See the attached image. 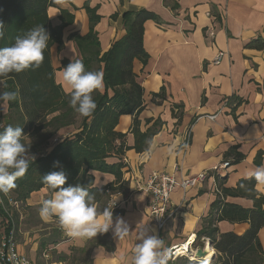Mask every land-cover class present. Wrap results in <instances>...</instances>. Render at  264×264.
Masks as SVG:
<instances>
[{
  "label": "crops",
  "instance_id": "obj_1",
  "mask_svg": "<svg viewBox=\"0 0 264 264\" xmlns=\"http://www.w3.org/2000/svg\"><path fill=\"white\" fill-rule=\"evenodd\" d=\"M56 3L57 7L48 11L52 26L61 24V9L74 15L73 23L63 30L62 48L59 49V44L51 47L56 81L67 94L59 82V74L65 61L82 59L72 36H84L90 31L86 5L96 8L101 17L95 31L102 54L126 35L124 13L146 9L157 15L158 20L145 24L144 45L149 60L145 65L135 60L133 69L144 90V110L139 116L142 132L154 128L156 121L162 126L156 128L158 132L151 139L150 154L135 149L126 152L123 177L126 192L97 205L98 211L113 210L114 224L116 217L128 223L130 234L124 240L114 238L111 229L91 239L73 240L55 218L45 220L39 214L43 201L52 198L51 190L45 187L31 195L25 209L36 211L47 231L48 242L41 244L45 263L133 264L134 248L141 242L139 237L144 230L163 239L169 250L186 243L197 236L212 213L218 199V183L223 189H237L241 181L252 178L250 173L257 166L264 164V48L249 46L264 43V0H56ZM114 16L117 18L113 19ZM210 30L215 33L214 40L209 37ZM219 52H225L226 56L221 64L213 65ZM104 88L103 82L100 92ZM132 126L130 115H123L117 126L119 132L127 134L129 147L135 145ZM188 131L191 139L186 144ZM172 144L176 149L170 152ZM223 162L231 164L220 170L221 179L217 183L218 174L211 173ZM154 171L176 174L178 179L210 173L201 186L186 192L179 188L172 193L178 212L162 231L150 217L151 195L140 189ZM94 175L95 186L99 188L116 180L111 174ZM243 189L238 196L228 195L226 202L253 209L252 192L255 191L256 199L264 197V186L255 184L254 188ZM217 226L221 234L232 232L239 236L250 228L249 223L227 220ZM259 240L264 251V226ZM35 242L32 244L36 245ZM202 242L205 247L211 241L203 238ZM22 244L19 242L20 250L32 264H37V245L28 255Z\"/></svg>",
  "mask_w": 264,
  "mask_h": 264
},
{
  "label": "trees",
  "instance_id": "obj_2",
  "mask_svg": "<svg viewBox=\"0 0 264 264\" xmlns=\"http://www.w3.org/2000/svg\"><path fill=\"white\" fill-rule=\"evenodd\" d=\"M51 7H57L56 0H0V23L4 25L0 48L11 47L17 36L36 26H44L50 37L44 50V61L38 69L29 68L21 73H12L0 84V91L17 93L16 99L9 102L8 113L3 115L0 112V131L9 125L21 127L25 137L31 134L35 136L32 144L34 150L42 148L46 151L33 155L34 152L24 143L23 137L22 142L29 148V154L34 159H31L26 174L17 179V187L11 192L17 202L24 203L25 208L34 192L47 187L43 183V176L63 171L67 177L65 187L71 185L87 188L95 197L96 205H102L113 195L127 190V183L123 180L124 169L127 168L126 152L131 149L139 153L145 151L148 147L146 140H151L158 132L156 128L162 126L161 122L156 121L154 128L142 132L139 116L144 110V90L137 82L133 69L135 60L144 65L149 60L144 45L145 24L149 20H158V17L146 9L124 13L122 18L126 35L102 54L98 33L95 31L101 17L96 8L85 6L90 31L84 36L75 34L72 40L81 51L85 69L103 73L105 88L104 92L97 91L93 94L97 103L95 112L89 117H83L73 132L51 146L50 140L53 137L76 125L78 114L70 106V93H65L56 81L51 58V47L59 44V49L62 48L63 30L73 23L74 15L61 9V24L54 27L48 14ZM116 18L117 16L113 17ZM249 46L263 49L264 43H251ZM68 64V61L64 62L65 67ZM123 115L133 118V147H129L127 143V134L117 130ZM56 162H59V166ZM95 172L111 174L116 180L99 188L95 186ZM218 179H221V175L217 176V183ZM256 183L254 178L243 180L237 189L232 190L223 189L218 183V199L194 242L196 248H203L202 239H209L216 254L210 261L180 258L173 264H263L264 251L259 232L264 226V197L256 199L255 191L252 192L251 197L255 203L253 209H244L226 202L228 195L238 196L244 192V186L254 188ZM16 212L14 210V218L20 222ZM5 216L6 213L0 206L1 228H4ZM224 220L249 223L250 228L242 236L232 232L221 234L217 224Z\"/></svg>",
  "mask_w": 264,
  "mask_h": 264
},
{
  "label": "clouds",
  "instance_id": "obj_3",
  "mask_svg": "<svg viewBox=\"0 0 264 264\" xmlns=\"http://www.w3.org/2000/svg\"><path fill=\"white\" fill-rule=\"evenodd\" d=\"M3 28L4 25L0 23V39L4 37ZM49 39L45 27L36 26L17 36L11 47L0 48V84L12 73H21L29 68L38 69L44 61V50ZM59 76V82L70 93L72 109L81 117L91 116L97 108L93 94L103 87V73L87 71L82 60L73 59ZM16 96L14 91H0V112H5L9 102L14 101ZM23 137L25 135L21 127L9 125L0 131V193L8 194L15 189V182L26 174L31 159H34L22 142ZM146 144V152L150 154L153 142L149 139ZM175 149V144L169 147L170 152ZM56 165L59 166V162ZM250 176L257 182L256 187L264 186V164L257 166ZM43 183L52 190V198L43 201L39 214L45 220L55 218L68 237L86 240L107 233L110 229L114 238L120 241L129 236L128 223L122 217H116L114 224L113 210L110 208L98 211L95 197L87 188L65 187L67 177L63 171L43 176ZM139 241L134 248L133 264H169L171 252L164 247L163 239L144 230Z\"/></svg>",
  "mask_w": 264,
  "mask_h": 264
},
{
  "label": "built area",
  "instance_id": "obj_4",
  "mask_svg": "<svg viewBox=\"0 0 264 264\" xmlns=\"http://www.w3.org/2000/svg\"><path fill=\"white\" fill-rule=\"evenodd\" d=\"M210 39L214 40L215 33L209 31ZM226 56L225 52H219L213 59V65H219ZM191 139L190 131L185 135V142L188 144ZM126 161V160H125ZM127 162V161H126ZM229 166L228 162H223L219 167L213 169L211 175H219L221 169H226ZM210 173L204 172L195 177L187 179H178L176 174H170L164 171H154L145 183H141L140 189L146 191L151 195L150 201V217L157 225L159 231H162L168 221L177 214L178 208L173 204L171 195L177 189L181 188L185 192L201 186L207 179ZM217 193L220 190L217 187ZM0 206L4 209L6 216L4 220V228L0 233V264H32L31 260L20 250L18 237L21 234L20 223L14 218V210H18L20 203L14 199L12 192L8 194L0 193ZM191 238L185 243L191 241ZM184 244L174 246L170 249V260H175L179 257L186 256L192 260V245L185 254H180L181 248ZM199 262L202 259L198 260Z\"/></svg>",
  "mask_w": 264,
  "mask_h": 264
},
{
  "label": "rangeland",
  "instance_id": "obj_5",
  "mask_svg": "<svg viewBox=\"0 0 264 264\" xmlns=\"http://www.w3.org/2000/svg\"><path fill=\"white\" fill-rule=\"evenodd\" d=\"M98 91H100V90H98ZM8 108H9V105L6 108L5 112H2L3 115H6L8 113ZM82 118L83 117H81L79 114H77V119L75 120L76 125L71 126L67 129H65L64 131H61L62 133H58L55 137H53L50 140V145L52 146L58 140L64 138L65 136H68L70 134V132L75 130L76 126H78L80 124ZM34 142H35V136H33L32 134L29 135L28 137L27 136L25 137L24 143L27 146L29 145L30 150H32L34 152L33 155H40V154L46 152L45 149L42 150V148H37V150H34L33 145H32V144H34ZM29 155L32 156V154H29ZM23 204L24 203L20 202V207H18L19 209L16 212L19 215L18 217L20 219L19 221H20V231H21V234L19 235L18 240L21 243L23 242L22 247L24 248L25 252L28 255H30L31 250H36V249H34V247L37 245V253L38 254H37V257L35 260L36 263L37 264H47V263H45L46 257L44 256V250L45 249L41 248V244L43 242H48V239L45 236V233H47V231L45 230L42 221L37 216L36 211L25 209L26 207L24 208ZM2 230H3V228L0 227V231H2ZM44 237H46V238H44ZM35 240H36V242H35ZM195 240H196V238H195ZM195 240L192 243L193 244L192 245L193 251L199 249V247L196 248L194 245ZM33 242H35L36 245L32 244ZM49 242H51V240H49ZM86 257L87 256L85 255V257H83V258L86 259ZM180 258H186L188 261H191L188 257L182 256V257H179L175 260L169 261V264L175 263ZM193 263H195V262H193ZM179 264H181V263H179Z\"/></svg>",
  "mask_w": 264,
  "mask_h": 264
},
{
  "label": "bare ground",
  "instance_id": "obj_6",
  "mask_svg": "<svg viewBox=\"0 0 264 264\" xmlns=\"http://www.w3.org/2000/svg\"><path fill=\"white\" fill-rule=\"evenodd\" d=\"M195 238H196V236H194L193 239L191 238V241L188 243L189 244L188 246L185 245V243H184L185 246L183 248H181L180 254H185L187 250L190 251L189 247L193 243ZM206 249H207V254L202 260L210 261L212 259L213 255H214V253H213L214 250L211 249V248H206ZM191 257H192V260H195V257L193 255Z\"/></svg>",
  "mask_w": 264,
  "mask_h": 264
},
{
  "label": "water",
  "instance_id": "obj_7",
  "mask_svg": "<svg viewBox=\"0 0 264 264\" xmlns=\"http://www.w3.org/2000/svg\"><path fill=\"white\" fill-rule=\"evenodd\" d=\"M206 248H212L211 242L208 243L204 248H199L193 251L192 255L195 257L196 260L203 259L207 254Z\"/></svg>",
  "mask_w": 264,
  "mask_h": 264
}]
</instances>
